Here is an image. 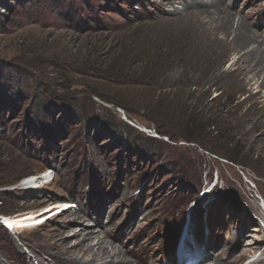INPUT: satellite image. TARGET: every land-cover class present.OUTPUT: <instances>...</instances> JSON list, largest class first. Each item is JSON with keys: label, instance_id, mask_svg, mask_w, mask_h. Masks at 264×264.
Instances as JSON below:
<instances>
[{"label": "rangeland", "instance_id": "rangeland-1", "mask_svg": "<svg viewBox=\"0 0 264 264\" xmlns=\"http://www.w3.org/2000/svg\"><path fill=\"white\" fill-rule=\"evenodd\" d=\"M227 17L264 53V0H0V214L52 212L0 222V264L89 262L90 227L107 261L264 264V75L209 47Z\"/></svg>", "mask_w": 264, "mask_h": 264}, {"label": "bare ground", "instance_id": "bare-ground-1", "mask_svg": "<svg viewBox=\"0 0 264 264\" xmlns=\"http://www.w3.org/2000/svg\"><path fill=\"white\" fill-rule=\"evenodd\" d=\"M214 3V2H213ZM188 5V4H187ZM211 6V5H210ZM214 9V8H213ZM220 9V8H219ZM218 9V10H219ZM186 10V9H185ZM200 10V9H198ZM212 10V9H211ZM223 9H221L222 11ZM207 11V10H206ZM186 12V11H185ZM190 12V11H189ZM203 12V11H202ZM205 12V11H204ZM213 12V11H212ZM225 12V11H223ZM194 13V12H193ZM220 13V12H219ZM228 13V12H227ZM230 13V12H229ZM178 14V13H177ZM184 14V13H183ZM221 14V13H220ZM182 15V14H181ZM212 15V14H211ZM215 17L216 14L214 13ZM178 16V15H177ZM180 16V15H179ZM209 16V14H208ZM218 16V15H217ZM226 16V15H225ZM224 16V17H225ZM229 16V15H228ZM214 17V16H213ZM222 17V16H221ZM210 18V17H209ZM171 19V18H170ZM178 19V18H177ZM183 20V19H182ZM185 20V19H184ZM220 20V19H219ZM161 21V20H160ZM181 21V20H180ZM164 22V21H163ZM182 22V21H181ZM200 22V21H199ZM234 19L232 17L223 18L221 22L211 31V33L208 35V40L210 44V48L213 49H219L229 48L230 51L235 50V52L239 53V57L236 61V65L238 66L239 74L238 77H236L237 80H244L245 82L248 81V83L252 80H255L261 73L264 75V53L258 52L257 49H252L249 51V53H242L249 47L250 39L244 38L243 34L241 32L242 28L238 27L237 29H234ZM239 22V21H238ZM171 23V22H170ZM213 23V22H212ZM172 24V23H171ZM163 25V24H162ZM179 25V24H178ZM186 25V24H184ZM197 25V24H196ZM188 26V25H187ZM247 27V26H246ZM185 28V27H184ZM198 29V28H197ZM244 29V28H243ZM247 30V28H246ZM244 31V30H243ZM218 34L223 35V38L221 42L217 39ZM233 36V37H232ZM232 37V39H230ZM197 39V38H196ZM254 39V38H253ZM256 39V38H255ZM205 40V39H204ZM191 41V40H190ZM194 42V41H193ZM198 43V42H197ZM259 43V42H258ZM190 44V43H189ZM190 46V45H189ZM261 46V45H260ZM197 48V47H196ZM262 48V47H261ZM263 52V51H262ZM233 53V52H232ZM197 56V55H196ZM227 57V56H226ZM208 60V59H207ZM206 61V60H205ZM206 63V62H205ZM189 66V65H188ZM261 72V73H260ZM236 73V72H235ZM243 76V77H241ZM262 76V75H261ZM248 79V80H245ZM261 80V79H260ZM258 81V80H257ZM258 83V82H257ZM254 84V83H253ZM259 87H264V78L259 83ZM258 121V120H257ZM258 123V122H257ZM259 125V124H258ZM263 128V127H262ZM264 130V129H263ZM36 175L30 176L26 182L29 185H35L37 178L34 177ZM42 177H39L40 179ZM48 177H44L43 179H47ZM72 205V204H71ZM73 206V205H72ZM67 205L59 206L61 209H67ZM72 208V207H71ZM47 212V211H46ZM51 212V211H50ZM52 213V212H51ZM69 212H65L62 214H68ZM46 214V213H45ZM45 214H42L41 216H35V214L26 213L24 215L16 216V217H9L5 215H0V218L4 221L5 227L10 231H14L15 229H27L30 227H36L39 225L42 221H39L44 217ZM47 215V214H46ZM52 216V214H51ZM39 221V222H38ZM1 222V221H0ZM3 225V224H2ZM95 229L90 227L89 229H82V233H76L74 236L78 237L80 234L81 238L77 245L72 246L70 249H64V253L68 257H72L74 253L79 252L83 256H91L93 259L89 262L82 261V260H66L61 261V264H96V262L100 259L102 261L101 264H129L128 260H125L124 257L120 254V256L116 257L115 259H112L111 261H107L109 259L110 253L108 250H106L105 242L102 240L99 241L96 245L97 249L92 247L90 245V239L93 237V234L95 233ZM98 232V231H97ZM109 232V231H108ZM98 236V235H97ZM105 237V236H104ZM101 238V237H100ZM67 240V239H65ZM89 241V242H87ZM65 242V241H64ZM199 248V247H198ZM185 249V248H184ZM254 249V248H253ZM132 250V249H131ZM181 251V249H180ZM187 251H191L187 248ZM185 251V252H187ZM117 252V250H116ZM192 252H195L192 250ZM250 252V251H249ZM115 253V250H113V254ZM122 253V252H121ZM196 253V252H195ZM116 254H119L116 253ZM49 255V254H48ZM186 255V254H185ZM193 256V254H189V257ZM59 262V261H58ZM133 262V261H132ZM197 263H200L198 261ZM148 264V263H147ZM252 264H260V262L256 261Z\"/></svg>", "mask_w": 264, "mask_h": 264}, {"label": "water", "instance_id": "water-1", "mask_svg": "<svg viewBox=\"0 0 264 264\" xmlns=\"http://www.w3.org/2000/svg\"><path fill=\"white\" fill-rule=\"evenodd\" d=\"M0 221L4 224V221L0 218Z\"/></svg>", "mask_w": 264, "mask_h": 264}, {"label": "trees", "instance_id": "trees-1", "mask_svg": "<svg viewBox=\"0 0 264 264\" xmlns=\"http://www.w3.org/2000/svg\"><path fill=\"white\" fill-rule=\"evenodd\" d=\"M68 108V107H67ZM63 110H64V108H63ZM0 215H3V214H0ZM2 225V224H1ZM2 227L4 228V226L2 225Z\"/></svg>", "mask_w": 264, "mask_h": 264}]
</instances>
